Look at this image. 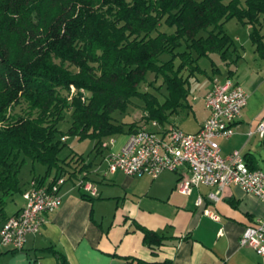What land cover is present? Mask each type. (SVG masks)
<instances>
[{"label":"trees","instance_id":"trees-1","mask_svg":"<svg viewBox=\"0 0 264 264\" xmlns=\"http://www.w3.org/2000/svg\"><path fill=\"white\" fill-rule=\"evenodd\" d=\"M232 18L251 25L264 57V0H0V227L9 199L23 191L25 157L46 166L33 176L41 184L58 174L76 179L87 167H73L84 159L76 152L61 156L59 132L103 147L106 137L125 132L113 114L135 96L148 121L170 123L188 100L191 78L206 73L200 58L218 53L231 63L234 41L224 25ZM162 20L173 32L159 28ZM149 71L164 79L163 102L139 90ZM65 111L67 131L59 128ZM142 229L146 244L163 243L158 232ZM57 255L58 264H69Z\"/></svg>","mask_w":264,"mask_h":264},{"label":"crops","instance_id":"crops-1","mask_svg":"<svg viewBox=\"0 0 264 264\" xmlns=\"http://www.w3.org/2000/svg\"><path fill=\"white\" fill-rule=\"evenodd\" d=\"M237 21L242 28L236 39L231 36L234 41L231 63L218 53L198 60L206 73L191 78L195 82L190 80V91L202 84V95L195 94L193 99L202 98L204 113L193 129L185 130L195 132L201 127L209 115L206 94L215 81H224L232 75L244 87L248 98L234 124L235 132L219 138L221 151L228 155L240 150L252 166L262 169L264 139L255 130L264 118V57L251 40V25ZM261 31L264 33V20ZM203 58L207 59L205 65L200 63ZM184 104L167 126L181 127V113L189 109L196 113L189 99ZM127 134L106 137L104 141L114 139L107 147L97 146L93 140L87 155L73 150L84 158L72 162L73 167L87 165L79 171L78 178L91 184L96 192L68 179L61 187L60 207L47 214V222L38 233L27 236L22 250L2 248L0 264H58L59 252L69 264H264V255L239 243L245 228L264 215V204L257 196L234 184L223 190L218 201L208 197L213 189L207 185L194 188L190 195L183 194L176 186L185 167L166 169L156 178L128 175L121 170L111 173L107 170V155L121 147ZM62 153V157L68 155ZM38 164L41 171L34 175H42L46 170V166ZM32 179L22 181L23 191L29 188ZM51 180L52 176L46 183ZM23 191L9 199L7 216L24 206ZM199 195L204 198L202 205L196 202ZM205 208L218 218L206 213ZM142 227L162 235L163 243L154 248L146 244Z\"/></svg>","mask_w":264,"mask_h":264},{"label":"built area","instance_id":"built-area-1","mask_svg":"<svg viewBox=\"0 0 264 264\" xmlns=\"http://www.w3.org/2000/svg\"><path fill=\"white\" fill-rule=\"evenodd\" d=\"M247 98L246 90L234 77L215 81L205 96L209 115L197 131L189 132L178 125L164 126L157 120H150V124L129 132L117 151L109 152L107 170L156 178L166 169L185 167L176 186L183 194L190 195L194 188L207 185L213 189L208 197L218 201L223 190L234 184L257 196L264 204V170L250 168L240 150L224 155L219 143L220 137H229L235 132L234 124L241 117ZM255 131L264 139V118ZM113 143L111 138L102 145L107 147ZM68 178V174H58L49 184L31 180L29 188L23 192L24 206L0 227V250L24 248L27 236L38 233L47 222V214L62 204L61 187ZM74 180L77 186L96 192L82 179ZM196 202L202 205L203 196L199 195ZM204 211L218 218L210 209ZM239 243L264 255V215L245 228Z\"/></svg>","mask_w":264,"mask_h":264},{"label":"rangeland","instance_id":"rangeland-1","mask_svg":"<svg viewBox=\"0 0 264 264\" xmlns=\"http://www.w3.org/2000/svg\"><path fill=\"white\" fill-rule=\"evenodd\" d=\"M159 28L161 30L167 31L168 33L173 32V28L169 27L165 24V21L162 20L159 24ZM225 31L232 36L233 38L236 39V34L239 32V30L242 28L240 23H238L236 18H232L229 21L226 22L225 26ZM202 32L201 34H203ZM168 55L163 54L161 55V58L163 60L168 59ZM207 59L203 58L201 60V65L206 64ZM195 79L191 80V83H194ZM196 85V84H195ZM75 88L72 87V91H74ZM139 90L141 92H147L151 93L153 95H156L161 102H163L168 94L167 86L164 83V79L162 76H158L153 72H148L146 75V78L140 83L139 85ZM202 95L203 93V88L202 84L196 85V87H192V90L189 91V101L193 105L194 109L196 110V113L193 112L191 109L188 111L181 113L180 118H179V123L181 125V128L184 130L186 129H193L195 125H197L198 121L201 119L202 114L204 113V108H203V100L200 97L199 100H194L193 95ZM132 102L129 104L128 108L126 111L121 112L119 110H116L113 114L114 120L118 123H123L125 125V132L123 134H127L129 129H132L134 127L140 128L143 125L150 124L146 118H145V103L142 99L139 97H132L131 98ZM180 109V108H179ZM176 113L174 112L170 120H175L176 119ZM71 113L70 111H65V119L62 120L59 124V128L63 131H67L71 125ZM167 126V125H166ZM59 138H63L65 140L66 146L63 149L62 154H70L72 151H76L78 153H82L84 155H87L91 152V146H93V140L92 139H84L80 140L76 136L72 135H67L63 137L62 132L58 133ZM262 169H264V163H261ZM37 171H36V170ZM41 171L40 165L36 162L32 161L29 157H25V162L21 168L20 171V177L21 180L27 181L28 179L32 178L34 176V173Z\"/></svg>","mask_w":264,"mask_h":264}]
</instances>
